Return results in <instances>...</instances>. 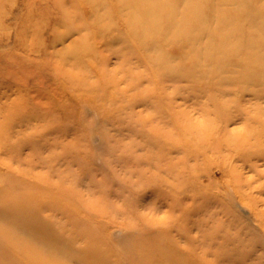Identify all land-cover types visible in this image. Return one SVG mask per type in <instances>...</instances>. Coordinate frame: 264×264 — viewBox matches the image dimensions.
I'll list each match as a JSON object with an SVG mask.
<instances>
[{
	"label": "rangeland",
	"instance_id": "obj_1",
	"mask_svg": "<svg viewBox=\"0 0 264 264\" xmlns=\"http://www.w3.org/2000/svg\"><path fill=\"white\" fill-rule=\"evenodd\" d=\"M0 264H264V0H0Z\"/></svg>",
	"mask_w": 264,
	"mask_h": 264
}]
</instances>
